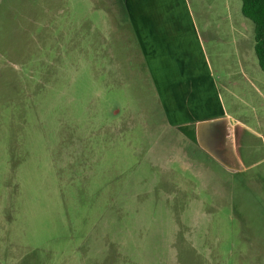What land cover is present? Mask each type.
<instances>
[{
	"label": "rangeland",
	"instance_id": "rangeland-1",
	"mask_svg": "<svg viewBox=\"0 0 264 264\" xmlns=\"http://www.w3.org/2000/svg\"><path fill=\"white\" fill-rule=\"evenodd\" d=\"M187 3L210 152L164 122L123 0H0V264H264L254 26Z\"/></svg>",
	"mask_w": 264,
	"mask_h": 264
},
{
	"label": "crops",
	"instance_id": "crops-1",
	"mask_svg": "<svg viewBox=\"0 0 264 264\" xmlns=\"http://www.w3.org/2000/svg\"><path fill=\"white\" fill-rule=\"evenodd\" d=\"M123 1L131 15L130 25L137 47L164 109V122L167 127L191 129L192 133L186 132L184 138L197 147L195 137L203 138L210 152L208 144L213 137L210 133L215 131L214 121L208 128H199L197 125L203 121L186 118L197 106L190 104L192 95L201 98L205 89L215 83L201 33L192 19L187 0ZM244 24L239 26L243 25L245 31ZM243 36L247 38V34Z\"/></svg>",
	"mask_w": 264,
	"mask_h": 264
},
{
	"label": "trees",
	"instance_id": "trees-1",
	"mask_svg": "<svg viewBox=\"0 0 264 264\" xmlns=\"http://www.w3.org/2000/svg\"><path fill=\"white\" fill-rule=\"evenodd\" d=\"M241 15L253 26V51L259 69L264 73V0H240Z\"/></svg>",
	"mask_w": 264,
	"mask_h": 264
},
{
	"label": "water",
	"instance_id": "water-1",
	"mask_svg": "<svg viewBox=\"0 0 264 264\" xmlns=\"http://www.w3.org/2000/svg\"><path fill=\"white\" fill-rule=\"evenodd\" d=\"M199 128L203 126V123L201 124H198L197 125ZM197 143L198 145L203 148V149H206V146L204 145L205 144V140L203 138H200V137H197Z\"/></svg>",
	"mask_w": 264,
	"mask_h": 264
}]
</instances>
